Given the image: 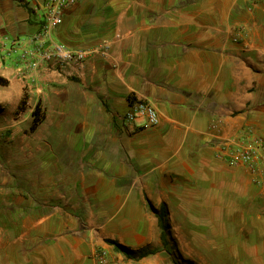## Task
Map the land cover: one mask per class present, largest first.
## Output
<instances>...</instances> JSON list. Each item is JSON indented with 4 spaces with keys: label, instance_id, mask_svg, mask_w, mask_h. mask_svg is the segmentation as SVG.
I'll list each match as a JSON object with an SVG mask.
<instances>
[{
    "label": "crops",
    "instance_id": "1",
    "mask_svg": "<svg viewBox=\"0 0 264 264\" xmlns=\"http://www.w3.org/2000/svg\"><path fill=\"white\" fill-rule=\"evenodd\" d=\"M38 31L31 7L0 0V41L26 45ZM56 36L91 56L44 77L43 125L58 129L47 142L93 165L58 168L57 179L42 168L40 202L11 206L0 264H99L100 249L110 264H175L167 250L134 261L105 242L162 247L147 199L167 205L186 261L264 264V170L222 155L248 134L264 142V0H82ZM17 67L0 62V75L16 79ZM130 96L157 109V127L123 121ZM79 190L94 208L83 211Z\"/></svg>",
    "mask_w": 264,
    "mask_h": 264
},
{
    "label": "rangeland",
    "instance_id": "2",
    "mask_svg": "<svg viewBox=\"0 0 264 264\" xmlns=\"http://www.w3.org/2000/svg\"><path fill=\"white\" fill-rule=\"evenodd\" d=\"M44 77L32 83L23 81L17 75L16 79H7L8 86L0 87V233L10 229L11 206L15 205L19 196L36 198L40 202L42 168L49 170L50 178L57 179L58 168H90L93 165L88 154L81 158L59 159L63 151L59 148L60 144L47 142V136L52 133L57 135L58 129L52 125H43L49 114L53 91L51 84ZM37 110H40L38 112L42 122L37 130L33 131L34 113ZM66 132L68 133V130ZM53 145L58 157L53 154ZM87 182L89 180L82 181L83 184ZM78 192L83 211L87 205V210L94 208L91 206L92 198L87 200L84 197L88 193L84 190ZM53 200L56 201V197L51 199ZM76 225L77 229H86L90 224L79 222ZM169 249L172 251V246H169ZM179 263L187 264L183 257L179 258ZM213 264L236 263L222 260L221 263Z\"/></svg>",
    "mask_w": 264,
    "mask_h": 264
},
{
    "label": "built area",
    "instance_id": "3",
    "mask_svg": "<svg viewBox=\"0 0 264 264\" xmlns=\"http://www.w3.org/2000/svg\"><path fill=\"white\" fill-rule=\"evenodd\" d=\"M19 5L31 7L39 18V31L26 45L12 41L9 46L0 41V62L9 60L17 63L19 77L26 82L35 83L47 72L54 70L63 73L66 68L84 67L91 52L85 49H71L57 40V31L64 23L65 12L78 5L82 0H15ZM124 122L136 123L145 121L148 127H157L160 116L157 109L145 101L136 100L129 105L122 117ZM223 159L231 165L247 167L255 177L264 170V142L253 134L240 141L234 147L222 150ZM258 179V178H257ZM259 182V180H257ZM99 264H110L107 250L96 253Z\"/></svg>",
    "mask_w": 264,
    "mask_h": 264
},
{
    "label": "trees",
    "instance_id": "4",
    "mask_svg": "<svg viewBox=\"0 0 264 264\" xmlns=\"http://www.w3.org/2000/svg\"><path fill=\"white\" fill-rule=\"evenodd\" d=\"M9 85V81L0 76V87H6ZM136 101V98L133 96L129 97L130 105L134 104ZM40 110H37L34 113V122L32 125V130H37L38 126L42 122V117H40L39 112ZM149 210L154 213V215L158 218L159 227L161 229V240H162V247L161 248H151L146 247L141 250H133L118 241L107 239L105 242L113 246L115 251L118 253L123 254L128 259L134 260V261H140L147 257H150L152 255H156L157 253L167 250L171 255H173V261L175 264L179 263V258L182 259V255L179 252L178 246L176 241L172 238L171 235V225L169 223V210L166 204H163L160 208H155L150 201L147 199ZM169 246H172V251L169 249ZM175 254H174V253ZM179 257V258H178ZM187 264H194L192 261H186Z\"/></svg>",
    "mask_w": 264,
    "mask_h": 264
},
{
    "label": "bare ground",
    "instance_id": "5",
    "mask_svg": "<svg viewBox=\"0 0 264 264\" xmlns=\"http://www.w3.org/2000/svg\"><path fill=\"white\" fill-rule=\"evenodd\" d=\"M10 95V94H9Z\"/></svg>",
    "mask_w": 264,
    "mask_h": 264
}]
</instances>
